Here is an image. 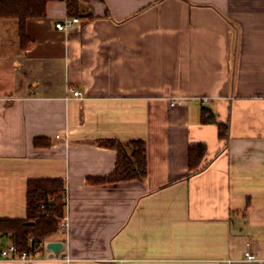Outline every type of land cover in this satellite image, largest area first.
Returning a JSON list of instances; mask_svg holds the SVG:
<instances>
[{
    "label": "crops",
    "instance_id": "crops-1",
    "mask_svg": "<svg viewBox=\"0 0 264 264\" xmlns=\"http://www.w3.org/2000/svg\"><path fill=\"white\" fill-rule=\"evenodd\" d=\"M78 6L59 30L48 1L25 47L0 18V218L26 217L28 179L65 183L62 249L0 264H264V0ZM106 139L143 140L145 175L106 179Z\"/></svg>",
    "mask_w": 264,
    "mask_h": 264
},
{
    "label": "trees",
    "instance_id": "trees-1",
    "mask_svg": "<svg viewBox=\"0 0 264 264\" xmlns=\"http://www.w3.org/2000/svg\"><path fill=\"white\" fill-rule=\"evenodd\" d=\"M50 0H0V18L17 20L18 35L23 47L28 44L26 20L43 17ZM69 16L79 12L78 0H65ZM202 121H213L207 109L201 112ZM218 134L227 133L226 123H218ZM34 143H40L34 139ZM115 148L117 155L110 181L142 177L146 172L145 143L141 139L120 142L115 139L100 141ZM205 151L204 144H192L188 148L189 168L196 169ZM65 183L61 178H31L26 184V217L23 219L0 218V237L8 236L18 251L32 252L37 243L55 235L64 219Z\"/></svg>",
    "mask_w": 264,
    "mask_h": 264
},
{
    "label": "built area",
    "instance_id": "built-area-1",
    "mask_svg": "<svg viewBox=\"0 0 264 264\" xmlns=\"http://www.w3.org/2000/svg\"><path fill=\"white\" fill-rule=\"evenodd\" d=\"M79 21L78 17H66L62 21H55L51 24V26L55 29L59 30H65L67 28H70L75 23ZM68 91L72 93L73 96L82 98V94L79 90L74 89L73 87H69ZM63 223L61 224V226ZM45 241L41 242L39 241L35 247L36 251L34 253H30L27 251H18L15 244L13 242H10L8 244H3L0 239V259H7V260H32L34 259V255L37 253V251L40 248H44ZM44 250H46L44 248ZM244 259L247 261H257L258 258L248 250L244 251ZM228 262L231 260L228 259ZM223 264V263H221Z\"/></svg>",
    "mask_w": 264,
    "mask_h": 264
},
{
    "label": "water",
    "instance_id": "water-1",
    "mask_svg": "<svg viewBox=\"0 0 264 264\" xmlns=\"http://www.w3.org/2000/svg\"><path fill=\"white\" fill-rule=\"evenodd\" d=\"M45 246L46 248L50 249L53 253H57L62 249L63 243L60 240H48Z\"/></svg>",
    "mask_w": 264,
    "mask_h": 264
},
{
    "label": "bare ground",
    "instance_id": "bare-ground-1",
    "mask_svg": "<svg viewBox=\"0 0 264 264\" xmlns=\"http://www.w3.org/2000/svg\"><path fill=\"white\" fill-rule=\"evenodd\" d=\"M0 239H1V242H2L3 244H8V243H10V242H13V241H9V242H7V243H4V242L2 241V238H1V237H0ZM43 241H45V243H44V248H45L46 250H50V249L46 248V246H45L47 240H41V242H43ZM44 248H40V249L37 251V253L40 252V251H42V250H44ZM35 251H36V249H34V250H33L32 252H30V253H34ZM37 253H36V254H37Z\"/></svg>",
    "mask_w": 264,
    "mask_h": 264
},
{
    "label": "rangeland",
    "instance_id": "rangeland-1",
    "mask_svg": "<svg viewBox=\"0 0 264 264\" xmlns=\"http://www.w3.org/2000/svg\"><path fill=\"white\" fill-rule=\"evenodd\" d=\"M61 234H62V232H59L58 234H56V235L54 236V238H58Z\"/></svg>",
    "mask_w": 264,
    "mask_h": 264
}]
</instances>
